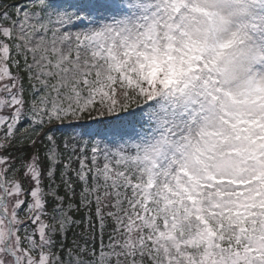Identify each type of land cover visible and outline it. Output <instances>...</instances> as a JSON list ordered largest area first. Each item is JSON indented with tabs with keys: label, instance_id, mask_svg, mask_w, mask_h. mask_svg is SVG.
Segmentation results:
<instances>
[{
	"label": "snow or ice",
	"instance_id": "obj_1",
	"mask_svg": "<svg viewBox=\"0 0 264 264\" xmlns=\"http://www.w3.org/2000/svg\"><path fill=\"white\" fill-rule=\"evenodd\" d=\"M0 264H264V0H0Z\"/></svg>",
	"mask_w": 264,
	"mask_h": 264
}]
</instances>
